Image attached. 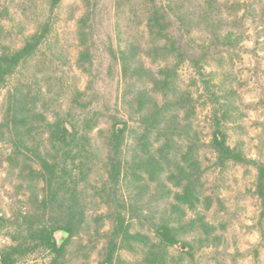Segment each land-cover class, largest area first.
Returning a JSON list of instances; mask_svg holds the SVG:
<instances>
[{"label": "trees", "instance_id": "16d2710c", "mask_svg": "<svg viewBox=\"0 0 264 264\" xmlns=\"http://www.w3.org/2000/svg\"><path fill=\"white\" fill-rule=\"evenodd\" d=\"M63 1L48 0V11L41 12L39 0H0V91L6 90L0 168L20 199L11 215L0 209V233L11 240L0 249V264L36 255L47 258L45 264H67L73 248L93 234L108 236L98 264H197V251L211 246L216 233L201 211L213 203L205 188L206 148L219 167L257 168L255 193L264 217V161L249 157L242 141L232 145L228 131L241 109L238 76L227 67L243 57L241 26L250 7L237 0H144L139 9L117 0L123 22L109 52L118 89L106 100L98 86V0H82L75 63L52 41ZM13 9L37 17L19 47L10 44L6 26ZM34 59V72L23 73ZM185 64L194 72L187 85L180 75ZM75 67L89 76L84 89L69 81ZM202 102L211 108L209 141L197 121ZM134 219L148 229L133 231ZM188 231L201 235L188 238ZM180 244L187 249L174 252ZM122 249L139 258L128 261Z\"/></svg>", "mask_w": 264, "mask_h": 264}, {"label": "rangeland", "instance_id": "374dc122", "mask_svg": "<svg viewBox=\"0 0 264 264\" xmlns=\"http://www.w3.org/2000/svg\"><path fill=\"white\" fill-rule=\"evenodd\" d=\"M233 0H231L232 2ZM246 11L245 25L241 26L246 31L243 42L242 59L236 58L234 65L230 64L227 70L230 74L238 76V106L241 109V117L228 126L230 143L238 141L244 144L245 153L254 159L264 161V0H237ZM130 5L142 8L144 0H127ZM117 0H98L94 17V34L98 66L100 69L99 87L107 95L106 100L115 99L117 95L118 67L112 61L109 52L110 44L116 43L119 24L123 22L117 11ZM41 12L48 11V0H39ZM257 11H252L253 8ZM84 11L82 0H64L58 9L55 28L52 33V41L60 47L65 46L69 51L70 59L75 63L78 53L77 20ZM30 12V13H29ZM23 14L20 10L13 9L12 20L6 21L7 28L11 29L10 44L17 47L23 44L26 35L36 28L37 17L29 10ZM253 13L263 16L262 19L252 18ZM38 16V15H37ZM37 59L31 60L22 68L23 73L32 74L37 64ZM75 77L69 78L78 87L84 89L89 76L75 67ZM22 74V73H21ZM180 75L185 85L191 83L194 76L193 70L188 64L182 65ZM195 89V88H194ZM6 90L0 91V102ZM70 94L64 96L63 103L67 106ZM199 129L206 141L212 131L211 108L202 102L199 106L197 117ZM108 126L104 120L103 124ZM96 138V132H93ZM216 156L206 148L203 152V162L208 167L205 175V188L212 198V206L209 209H201L206 220L216 226V233L211 237L212 244L197 251V264H264V217H261L263 206L255 193L257 168L253 165H239L229 163L225 167L215 164ZM5 168H0V209L7 215H11L17 208L20 199L14 195L11 182L6 180ZM97 178H100L98 175ZM102 210H106L102 207ZM189 217H192V215ZM131 223V222H130ZM139 219L132 222L133 231L140 228L148 229V224L142 225ZM113 225L112 221L106 222L105 231ZM188 238L199 237L200 232H186ZM215 235L217 237H215ZM11 242L5 233H0V249ZM107 235H95L86 238L81 249L73 248L67 264H98L105 257ZM186 250L182 244L176 246L173 251ZM88 254V259L84 255ZM119 254L128 261H135L139 254L131 249H122ZM47 258L42 255L29 257L19 264H45Z\"/></svg>", "mask_w": 264, "mask_h": 264}]
</instances>
